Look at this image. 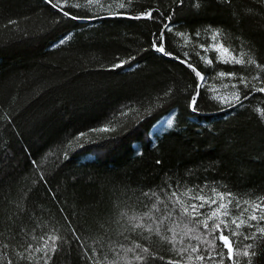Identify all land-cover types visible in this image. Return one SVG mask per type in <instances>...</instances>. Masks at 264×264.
Segmentation results:
<instances>
[{"label": "trees", "instance_id": "1", "mask_svg": "<svg viewBox=\"0 0 264 264\" xmlns=\"http://www.w3.org/2000/svg\"><path fill=\"white\" fill-rule=\"evenodd\" d=\"M242 53L264 65V0H0V264H218L183 208L264 198V71ZM230 239L264 264L259 234Z\"/></svg>", "mask_w": 264, "mask_h": 264}, {"label": "snow or ice", "instance_id": "2", "mask_svg": "<svg viewBox=\"0 0 264 264\" xmlns=\"http://www.w3.org/2000/svg\"><path fill=\"white\" fill-rule=\"evenodd\" d=\"M49 2L51 3L52 0H49ZM93 2H98V0H88V3H93ZM52 6L54 8H59V5L57 3H53ZM76 7H79V4L74 5ZM121 7H124L123 4L120 5ZM65 16H69L70 13L68 12H64L63 13ZM72 19H78V17L76 16H71ZM135 19H141V16H136L134 17ZM144 18H152V12H146L144 14ZM165 27L167 28L168 26L165 25ZM171 30V29H169ZM219 33L217 32L216 35H218ZM216 35L213 36V39H216ZM162 40V37H161ZM156 51L157 52H161L164 53L166 55H170L169 53H165L163 44H159V46H156ZM217 51H222L227 53L228 49L224 48L222 45H218L217 46ZM248 56L247 59V63L248 64H256L255 59L251 56L248 55L247 53H242L241 56ZM232 61L237 63V64H244L245 60L242 58H236V57H231ZM181 63H185V61H181ZM209 63H211V61H209ZM121 65H115L114 67H120ZM256 67L259 68L261 71H264V65H260V64H256ZM193 71H195V69L193 68ZM197 76H200V73L197 72L196 73ZM221 76H224L225 73H220ZM227 75H234V73H229ZM257 79L259 77H256ZM201 79H203V77H201ZM241 81L244 82L243 77L241 78ZM245 87H247V83H245ZM258 92H262L264 93V87H260V88H256L255 89ZM234 97L239 100V93H234L233 94ZM247 98V97H245ZM196 104V100L195 98L192 99V105L195 106ZM262 116H264V113H261ZM97 131H109V128L105 127L102 129H97ZM216 196L219 197L220 201H222L221 203L218 204V206L214 209H211V211H209L207 214L204 213H200L198 211V208H203L205 204H207L209 206V208H211V206L213 204H216L217 201L215 199H206L204 196H196L194 197L195 199H199L201 201H203V203H201L200 205H196V204H192L190 207L193 210L192 213L189 212V209L187 207L183 208V214L185 215H189V216H193L194 215H204V219L198 221L199 224L203 225V228L205 230H207V236H212L213 238L211 240L204 238L201 239V236L197 235L192 237L193 239H197L200 240L201 243L207 244V248H205L203 250V252L207 253V257L204 254H198L195 256V259L198 261H204L206 258L215 261L216 257H219V261L218 264H225V259L229 260L232 262V264H240V261L238 259H236V257H240V256H244V257H250L252 255H255L254 252H250V249H253L255 247L254 244H246L243 248H234V245L237 243L236 241H233L230 239V236H238L241 235L243 236L244 240H257L258 238V234H259V238L260 239H264V198H261L258 201H245L244 204L246 205V207H244L239 214H232L228 211V204H231L232 201L229 199L226 202H223L226 200V196H230V194H221V193H214ZM173 195H175V193H173ZM237 207H239V202H237ZM245 213H247L248 215L245 217ZM218 216L220 217H228L230 216L231 219L230 220H225L223 218H220L217 222L213 223L211 225V228H209V221L214 220L215 218H217ZM252 221H255L256 223L253 224L251 223ZM224 225L225 228H228L229 224L234 225L235 228L230 230V235H225L224 232L221 229V225ZM244 225L248 228H253L255 229V231L253 232H238L236 231L237 229H240L241 226ZM140 226V225H137ZM187 227V225H186ZM149 231H151V228H149ZM169 231L173 232V236L172 238L169 240V243L173 244V248L175 249V230L174 229H169ZM188 232H195L196 229L195 228H191V229H187ZM220 231V235L219 236H215L214 234ZM185 235H187V232L185 233ZM58 239L57 236L55 235H51L47 238V240H45L44 242V247L43 248H37L35 251L37 252H41L43 251L45 253V256H47V251L49 250L51 252H55L56 251V243L55 241ZM51 240L52 244L49 246L48 241ZM219 240L221 242L220 250L217 251V243L216 241ZM137 248H141V246L138 244L136 245ZM191 247V252L192 253H200V249L197 246H190ZM224 249H227V252L224 251ZM144 253H148L149 249L148 248H142L141 249ZM129 251H132V249H129ZM188 251V248H184L183 250H181L180 254L183 255V252ZM137 260H141L142 257L140 255H136L135 257ZM193 257L191 255H189L188 259L191 260ZM45 264H47V260H45ZM169 264H179V261L173 262V261H169ZM247 264H252L251 259L248 260Z\"/></svg>", "mask_w": 264, "mask_h": 264}, {"label": "rangeland", "instance_id": "3", "mask_svg": "<svg viewBox=\"0 0 264 264\" xmlns=\"http://www.w3.org/2000/svg\"><path fill=\"white\" fill-rule=\"evenodd\" d=\"M151 134V133H150ZM149 136V135H148Z\"/></svg>", "mask_w": 264, "mask_h": 264}]
</instances>
